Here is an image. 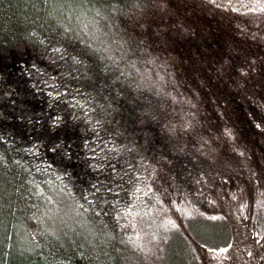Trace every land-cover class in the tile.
<instances>
[{
    "label": "snow or ice",
    "instance_id": "obj_1",
    "mask_svg": "<svg viewBox=\"0 0 264 264\" xmlns=\"http://www.w3.org/2000/svg\"><path fill=\"white\" fill-rule=\"evenodd\" d=\"M258 2L264 10V0ZM38 3L43 7L50 0H38ZM207 3L231 8V0L219 4L216 0H207ZM76 7L81 11L74 17L75 24L69 26L57 18L58 27L47 28V36L40 38V32L35 29L30 34L36 38L33 46L38 50L37 58L45 64V68H37V64L32 63L30 68L37 76H46L51 81L49 84L41 79L56 106L57 114L47 117L50 131L47 133L49 143L45 146L53 156L50 163H64L75 156L86 169L84 175L89 177L80 181L75 217L60 219L58 226L44 227L40 235L53 250H62L66 257L70 252L72 258L79 257L84 264H102L101 255L115 264H127L121 256L124 249L116 247L117 241L122 246L131 244L137 250L143 248L139 239L120 238L127 235L120 223L128 215L126 201L131 199L138 206L141 196H150L161 217L158 232L162 229L171 233L172 229H179L176 220L166 213L191 216L182 205L191 203L187 197L194 195L193 186L198 185L195 194L203 196L201 189L206 190L215 179L214 174L210 180L209 175L199 169L201 157H204L200 149L208 141L200 135L199 109L192 104L191 97L185 99L186 93L178 91L180 84L168 31L176 25L165 27L168 20L179 14L175 0H80ZM232 10L239 11L238 8ZM54 11L46 12L43 17L38 15L37 20L41 21L38 27L43 29L44 22ZM180 30L188 31L182 25ZM16 60L24 63L19 55L14 59L12 53H5L0 48V84L6 77H11L9 64L15 68ZM254 63L255 60L251 64L245 61L247 66L237 69L235 65L229 67L227 62H222L215 71L218 78L233 71L247 75L249 68L255 71ZM23 71L32 77L31 70L24 68ZM81 79L87 81L90 92L82 93L72 87ZM32 87L35 88V83ZM0 94L8 96L15 92L11 87L7 92L0 88ZM185 103L190 111L185 109ZM65 109L75 110L71 112L72 120L84 125L92 141L90 145L89 139L78 137L82 155L73 151V141L61 140L57 134L64 125L61 112ZM223 134L231 137L233 131L225 128ZM0 141L12 144L4 133H0ZM196 143L200 148H196ZM31 151L38 149L33 146ZM0 161L4 165L8 163L3 152H0ZM20 163L13 160L14 165ZM63 175L70 178L66 170ZM13 178L19 179V174L14 173ZM228 179V176L222 177V180ZM15 191L20 197V209L39 220L23 199L28 192H21L20 188ZM43 192L40 189L39 194ZM257 203L264 208V202ZM35 207L33 204L32 208ZM202 215L212 221L224 218L220 214ZM52 224L57 225V221L52 220ZM117 228L122 230L120 234L116 232ZM134 235L139 237L140 233ZM152 238L162 245L170 235L154 233ZM203 247L212 254L210 259L215 264H221L222 260L229 259L221 254L228 253L232 246L210 248L205 244ZM190 254L189 264L199 260L195 249ZM247 254L253 256L252 251ZM63 264H70L69 259Z\"/></svg>",
    "mask_w": 264,
    "mask_h": 264
},
{
    "label": "rangeland",
    "instance_id": "obj_2",
    "mask_svg": "<svg viewBox=\"0 0 264 264\" xmlns=\"http://www.w3.org/2000/svg\"><path fill=\"white\" fill-rule=\"evenodd\" d=\"M175 3L179 14L168 20L165 27L176 25L168 31L177 79L180 84L187 77L186 84L180 87H189L188 97H192V104L199 109L200 135L207 140L208 134V143L200 150L214 161V171L221 173L214 179L216 188L227 185L228 189L208 206L199 199L194 201L196 205L192 201L182 205L191 216L166 213L180 226L171 233L162 229L158 232L161 217L153 199L144 197L149 211L134 215L128 224V239H139L143 250L126 244V262L189 264L191 250L195 249L199 260L193 264H215L203 245L211 248L231 244L228 253L221 254L229 259L221 264H264V208L257 203L264 202V155L260 160L255 157L263 153L260 146L264 145V10L258 0H231V8L215 7L207 0H175ZM236 8L239 11L232 10ZM179 23L188 28V35L197 34L191 40L193 43L201 41L198 36L207 35L208 39L203 40L210 56L207 63L200 62L191 52L173 53L175 42L180 40L171 39L173 31L180 29ZM253 60L255 71L249 68L247 75L233 71L218 78L215 71L222 62L239 69L247 66L245 61L251 64ZM258 124L262 127H257ZM225 128L233 131L231 137L223 134ZM209 144L215 146V151L207 148ZM224 176L229 179L222 180ZM203 213L209 217L220 214L224 218L212 221ZM136 232L140 233L139 237L134 235ZM154 233L170 238L161 245L153 240ZM249 251L253 256H248Z\"/></svg>",
    "mask_w": 264,
    "mask_h": 264
},
{
    "label": "trees",
    "instance_id": "obj_3",
    "mask_svg": "<svg viewBox=\"0 0 264 264\" xmlns=\"http://www.w3.org/2000/svg\"><path fill=\"white\" fill-rule=\"evenodd\" d=\"M78 3L80 0H50L47 6L42 7L38 0H0V48L5 53H12L14 59L19 55L20 59L24 61L21 64L19 60H16L15 68L9 64L8 70L12 75L10 78L6 77L4 83L0 84V88L5 92L9 87L15 92L8 96L0 94V112L3 113L0 116V133H4L12 140L11 145L0 141V152H3L8 159L7 165L0 161V264H63L66 259H69L70 264H77V262L84 264L79 257L72 258L70 252L66 257L62 250H53L40 235V231L44 227L58 226L60 219L75 217V213L78 211L76 200L79 198L80 181L81 179L87 180L89 177L84 175L86 169L82 162L75 159V156L71 161L64 163H50L53 161V156L45 146L46 143H49L47 133L50 131L47 117L55 116L57 113L56 106L52 104L48 90L41 83V79L43 78L49 84L51 81L46 76H37L35 70L30 68L32 63H36L37 68H45V64L40 63L37 58V48L33 46L36 40L35 37L30 36L33 29L40 32V38H43L49 34L47 28L58 27L57 18L62 19L69 26L75 24L74 17L81 11L76 7ZM60 4H63V7H59ZM53 9H55L53 15L44 22L45 27L43 29L38 27L41 21L37 20V16L43 17L46 12H51ZM69 16L73 19H69ZM179 24L184 29H188L183 24ZM173 33L171 40H180L175 42L176 47L174 46L173 53H182L183 55L192 53L200 62L207 63L209 61L207 42L203 41L208 39L207 35L198 36L197 39L201 41L193 43L191 40H194L193 37H196V33L188 35L187 31L184 32L180 29H175ZM21 53L23 55H20ZM24 68L33 72L32 77L23 71ZM186 79L185 76L180 85L186 84ZM33 83H35V88L32 87ZM72 87L82 93L91 91L85 79L73 83ZM188 89L189 87H179L178 89L179 92L186 93L185 99L189 95ZM89 103L91 104V101ZM186 104H184L185 109L190 111L191 109ZM72 111L75 110L65 109L61 112L64 125L61 126L57 134L61 140L73 141L71 145L73 151L82 155L83 148L78 137L83 136L84 139H89V137L84 130V125L72 120ZM109 130L111 131V128ZM93 134L103 135V133ZM206 137L208 140V134ZM89 144H92L90 139ZM33 146L38 151H31ZM260 147L263 149V153L255 154L257 160H260L264 155V145ZM196 148H200V145L196 144ZM207 148L213 151L215 146L209 144ZM13 160L22 163L14 165ZM214 167V161L204 154V157H201L199 169L209 175L210 180L213 174L215 178L221 174L215 172ZM65 170L70 174L69 179L63 175ZM14 173H18L20 178L14 179ZM193 175H196V172H193ZM69 185L72 187L70 188ZM197 187L199 186H193L194 195L188 198L195 205L194 201L199 199L204 206H208V203L213 201L220 192L228 189L227 185L216 188L214 180L206 190L201 189L204 195L200 196L195 194ZM16 188H20L21 192H28V195H25L23 199L27 201L28 209L40 217L39 220L32 219L20 209V197L15 191ZM40 189L44 190L43 194H39ZM29 195L31 199H29ZM144 197L139 198L138 206L134 205L131 199L126 201L128 215L120 223L124 225L127 235H121V239H128L130 231L128 224L134 219L133 216L145 215L143 213L149 211L148 201L146 202ZM33 204L36 205L34 209L32 208ZM116 210L119 211V206ZM52 220H56L57 225H53ZM41 221L46 223H41ZM109 226L111 227V223ZM116 232L120 234L122 230L117 228ZM116 247L124 249L121 251V256L126 260V245L122 246L117 241ZM100 259L102 264H115V261H108L103 255Z\"/></svg>",
    "mask_w": 264,
    "mask_h": 264
}]
</instances>
